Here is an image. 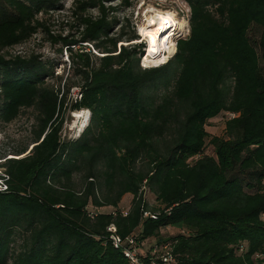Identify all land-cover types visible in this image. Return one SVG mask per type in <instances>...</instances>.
<instances>
[{"label":"trees","instance_id":"16d2710c","mask_svg":"<svg viewBox=\"0 0 264 264\" xmlns=\"http://www.w3.org/2000/svg\"><path fill=\"white\" fill-rule=\"evenodd\" d=\"M185 1L189 35L149 68L141 66L145 45L118 50L140 38L111 16L132 0H76L81 40L64 45L81 97L69 105L73 84L49 82L61 78L55 65L2 53L45 28L39 15L60 0H0V125L36 112L29 142L13 154L33 147L0 164L9 176L0 264H129L112 224L123 239L135 237L143 264L165 246L174 261L161 264H264V0ZM83 42L103 55L73 52ZM68 109L91 112L74 140L62 134ZM223 112L231 114L227 138L212 136L207 153V126ZM146 186L159 206L145 198ZM152 237L144 254L141 243Z\"/></svg>","mask_w":264,"mask_h":264},{"label":"rangeland","instance_id":"374dc122","mask_svg":"<svg viewBox=\"0 0 264 264\" xmlns=\"http://www.w3.org/2000/svg\"><path fill=\"white\" fill-rule=\"evenodd\" d=\"M133 4L129 8H120L114 14L111 13V16H116L119 20V23H123L125 26V33H129L132 30H135L139 35V39L126 42L122 41L118 43V50L121 45L128 44H143L145 45V54L141 60L142 67H157L162 64L156 65H146L144 64V58L147 55V39L144 38L143 33L140 28L147 23V11L151 7L155 9L162 10H171L177 13V17L180 20L188 21V27L183 36L177 38H186L190 33V6L185 0H132ZM60 8L58 10L50 11L47 14H40L41 18L46 26L43 29H40L32 38L27 40L24 43L18 44L16 46L5 49L2 53L7 55V57L21 55L24 57L30 56H39V58L48 64L52 63L55 65L56 75L61 77L59 79L51 78L49 82L51 84H60L61 88L66 90L68 85H72L70 93L67 96V102L70 105L77 97L74 92L76 88L79 87V77L73 73V64L71 59V52L64 45L65 40H81L83 26L80 23L78 13L81 12L78 9L76 0H60ZM113 5H117L118 2H112ZM87 14H90L94 17L99 16L100 12L97 8H90L87 11ZM120 26L115 28V32L119 29ZM261 27L254 25L250 31V37L252 43L257 47L258 41L261 35ZM176 40V45H177ZM82 44V45H81ZM73 52L81 50L82 47H85V51L92 52L96 55H103V53L90 42H83L72 45ZM61 49L63 51L61 52ZM259 49V47H258ZM174 55V54H173ZM59 86V85H58ZM164 88L160 87L158 90L159 93L164 92ZM68 105V106H69ZM76 111L69 110L65 116V122L63 125V137L66 139H77L82 131L88 126L91 122V112L86 111L89 119L85 127H82L83 118H77L75 115ZM35 109L27 108L22 111L20 116L11 123L0 125V161L4 157H22L31 149L32 143L29 144L28 152L22 155H14L13 151L23 145L24 143L29 142L31 138V129L35 120ZM231 117V114L228 112H223L220 115L209 121L207 130L209 131L210 136L207 138V148L206 152L212 154L213 146L210 143L212 136H220L227 138L226 134V121ZM4 161H1L2 164ZM0 168H2L0 166ZM145 198L152 206H159L155 194L146 186L144 188ZM178 230H173V234H176ZM169 233V234H170ZM156 244V243H154ZM148 250V249H147ZM145 252V251H144ZM161 252V251H160ZM158 252V253H160ZM147 253V252H146ZM145 254V253H144ZM177 264V263H171Z\"/></svg>","mask_w":264,"mask_h":264},{"label":"bare ground","instance_id":"6f19581e","mask_svg":"<svg viewBox=\"0 0 264 264\" xmlns=\"http://www.w3.org/2000/svg\"><path fill=\"white\" fill-rule=\"evenodd\" d=\"M147 13V23L140 28L147 39V55L143 61L149 66L162 64L175 54L176 40L185 34L188 21L180 20L177 13L171 10L151 7ZM86 111L88 110L83 109L75 112L77 118H83L82 127L88 123L89 116Z\"/></svg>","mask_w":264,"mask_h":264},{"label":"built area","instance_id":"2783aa9c","mask_svg":"<svg viewBox=\"0 0 264 264\" xmlns=\"http://www.w3.org/2000/svg\"><path fill=\"white\" fill-rule=\"evenodd\" d=\"M75 96L80 98L81 94L79 92V88H76L74 92ZM7 157L1 159V161H5ZM0 161V162H1ZM0 192H6L9 189L8 180L9 176L5 173V168H0ZM150 212H146L145 216H148ZM108 231L111 232V240L116 248H123L124 253L129 261V264H143L140 257V249L137 246L136 240L134 236L127 237L123 239L121 236L116 234V227L114 224L108 227ZM169 247H162L161 250H154L151 256V260L149 264H161L173 262L174 258L169 251ZM161 251V252H160ZM160 252V253H158Z\"/></svg>","mask_w":264,"mask_h":264},{"label":"crops","instance_id":"0c3cea01","mask_svg":"<svg viewBox=\"0 0 264 264\" xmlns=\"http://www.w3.org/2000/svg\"><path fill=\"white\" fill-rule=\"evenodd\" d=\"M86 110H87V109H86ZM131 198H132V196H131L129 193L126 194V195L123 197L121 204L124 205L125 208H127V207L129 206V201H130ZM166 230H169V228H167ZM154 243H157V240H156V238H154V237H152V238H150V239H147V240L143 241V242L141 243V251H142L143 253L146 254V252H148L147 249H149L151 246H153ZM144 251H145V252H144Z\"/></svg>","mask_w":264,"mask_h":264},{"label":"water","instance_id":"95a60500","mask_svg":"<svg viewBox=\"0 0 264 264\" xmlns=\"http://www.w3.org/2000/svg\"><path fill=\"white\" fill-rule=\"evenodd\" d=\"M33 146H31V148H32Z\"/></svg>","mask_w":264,"mask_h":264}]
</instances>
